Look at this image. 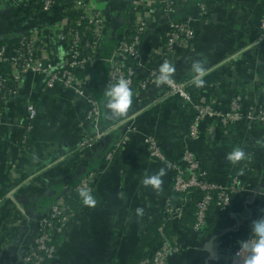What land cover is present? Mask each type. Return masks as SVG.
Instances as JSON below:
<instances>
[{
	"label": "crops",
	"instance_id": "0c3cea01",
	"mask_svg": "<svg viewBox=\"0 0 264 264\" xmlns=\"http://www.w3.org/2000/svg\"><path fill=\"white\" fill-rule=\"evenodd\" d=\"M94 1L107 27L96 59L78 74V80L99 102L101 125L106 129L118 123L105 107L108 70L112 64L132 65L114 53L121 37L135 19L148 23L141 47L143 65L137 73L140 82L162 64L161 48L171 21L196 18L200 0H175L170 17L164 14V0ZM8 3L0 0V39L11 35L17 40L43 31L55 64H61L67 49L57 35L70 29L73 20L54 12L32 15L20 25L19 19L13 21ZM263 7L264 0L207 1L206 14L196 23L195 40L176 49L172 76L188 84L196 102L228 111L232 100L240 98L243 113L264 112ZM49 30H54L53 38ZM197 60L208 70L202 87L190 83L191 64ZM157 78L145 90L132 88L133 104L126 123L93 147L80 149L94 132L86 101L60 85L48 89L40 76L22 77L19 93L6 105L0 125V264H21L38 223L57 199L71 194L89 175L93 176L94 203L85 204L83 197L72 206L75 216L56 240V258L47 264H129L139 254L144 237L172 195V170L150 157L145 138L157 139L168 161L178 162L193 115L184 100L162 99L165 86ZM28 102L36 106L38 116L24 146L18 126ZM190 147L213 181L225 184L238 178L241 192L225 214L226 224L216 231L196 232L174 223L172 242L179 252L168 264H234L238 241L250 238L252 221L264 215V129L255 123L225 125L220 118H210L201 123L199 137ZM235 148L243 149L246 156L233 164L226 157ZM109 153L113 154L110 160ZM161 169L165 175L158 190L142 183ZM152 250L145 248L144 253Z\"/></svg>",
	"mask_w": 264,
	"mask_h": 264
},
{
	"label": "built area",
	"instance_id": "2783aa9c",
	"mask_svg": "<svg viewBox=\"0 0 264 264\" xmlns=\"http://www.w3.org/2000/svg\"><path fill=\"white\" fill-rule=\"evenodd\" d=\"M16 1V0H10ZM175 0H164L163 10L168 17L175 13ZM207 1L200 0L198 16L173 20L166 32L162 44L161 55L163 62L176 65V49L183 43H190L196 38V23L200 22L207 11ZM16 18L28 19L32 15H50L57 12L61 17L71 18L72 25L67 31L58 36L61 43L66 45L67 56L61 64L56 65L54 54L49 43L44 40L43 31L26 33L17 41L10 40L0 44V125L4 121L6 105L19 93L21 79L26 74L37 75L45 79L48 89L60 85L66 90L75 92L86 101L88 119L93 127V134L80 144V149L91 148L96 142L117 130L119 126L112 125L104 129L101 125V107L95 97L87 93L78 80V74L87 69L97 56L99 41L107 27L103 11L95 6L94 0H22L15 2ZM260 27L264 34V7L260 19ZM148 31V23L140 18L134 20L129 31L121 37L114 53L131 60L132 65H111L108 70L107 81L116 83L119 79H126L129 87L136 86L145 90L152 79L158 77V71L152 72L144 81H137L138 69L143 65L142 43ZM88 35L93 37H89ZM50 38L54 37V30H49ZM1 41V40H0ZM162 99L178 97L184 100L193 111V119L189 124V131L183 140L178 162H169L163 153L157 139L152 136L145 138L150 157L161 163H167L172 170L173 197L168 198L162 215L165 220L175 222L183 218L185 208L190 198L200 194L197 203L196 223L193 230L198 232L207 223V215L214 197H218L220 211L227 212L234 197L241 192L238 178L228 184L213 181L208 172L202 167L195 153L189 148L190 143L199 137V128L203 121L210 118H220L225 125H235L242 122L255 123L264 127V112L253 111L245 114L240 108V98L230 103L228 111H221L211 105L196 102L188 91V84L177 82L172 77V83L164 84ZM38 116L36 106L26 103L25 113L19 123V134L22 145L29 143ZM113 154L109 153L110 160ZM76 189L78 191L93 190V176L84 177ZM75 216V211L64 198L56 201L50 208L47 217L38 223L37 235L27 247L21 264H46L56 258V240L64 235ZM160 239L155 249L140 264H168L170 259L179 252V247L173 245L167 237L164 225L159 227ZM236 253V252H235ZM232 260L234 261V256Z\"/></svg>",
	"mask_w": 264,
	"mask_h": 264
},
{
	"label": "clouds",
	"instance_id": "9594fccd",
	"mask_svg": "<svg viewBox=\"0 0 264 264\" xmlns=\"http://www.w3.org/2000/svg\"><path fill=\"white\" fill-rule=\"evenodd\" d=\"M175 66L170 62H164L158 69L157 82L159 84L172 83V76L175 73ZM191 73L193 79L190 81L196 87H202L205 83L204 77L208 74L202 61H194L191 64ZM105 107L109 117L118 121L119 124L126 123L130 119L129 111L133 104L134 93L129 87L126 79H119L116 83L108 84L103 92ZM246 153L241 148H235L227 154L226 159L230 163H237L244 159ZM165 175L164 169L156 175L144 178L142 183L145 186H151L159 189L162 179ZM85 204H92L94 200L90 191L82 192ZM234 264H264V215L252 221L250 229V238L238 241V249L234 256Z\"/></svg>",
	"mask_w": 264,
	"mask_h": 264
},
{
	"label": "trees",
	"instance_id": "16d2710c",
	"mask_svg": "<svg viewBox=\"0 0 264 264\" xmlns=\"http://www.w3.org/2000/svg\"><path fill=\"white\" fill-rule=\"evenodd\" d=\"M6 1H9V3H8L9 8L11 10H13L12 11V19L14 21V18L16 19V15H17L16 14L17 8L15 7V2L21 3L22 0H16L15 2L14 1H10V0H6ZM2 13H3V11H2ZM28 20H29V18L28 19H23V20H20L19 23L21 25L23 23H26ZM89 37H93V35L92 36L88 35V38ZM8 40H10L12 42L17 41V40H13V36L9 35V36H6L5 39L1 40L0 44L2 42L8 41ZM137 77H138V75H137ZM146 78H147V76H146ZM146 78L142 79L141 81L146 80ZM136 87L139 88V86H136ZM139 89H141V88H139ZM192 114H193V111H192ZM193 116H194V114L192 115V119H193ZM263 129H264V127H263ZM208 175H210V174L208 173ZM233 178H235V177L230 178L228 180V182H226L225 184L230 183L233 180ZM217 183H220V182H217ZM171 186H172V180H171ZM82 192L83 191H78L77 189H75V190H73L71 192V194H64V196L62 198H64L66 200V202L70 206H75L81 200V198H83V196L81 195ZM171 193H172V195L170 196V198H172L174 196L172 190H171ZM91 195H92V192H91ZM200 198H201L200 194H195V195H193L190 198V201L186 205L184 216L179 221H175V222L167 221V220L164 219L163 215H161V217L157 221V223L149 230L148 234H146V236L144 237L139 254H136V256L132 257L129 260V264H140L149 254V252H145L144 253V249L145 248L155 249V247L157 245V242L160 239V235H159V227L160 226L164 225L165 233H166L167 237L171 240V242H172V237L174 235V230H173V224L174 223H178L179 222L180 224H183V225L187 226L188 228L193 229V226L196 223L197 203H198ZM56 201H58V199ZM217 203H218V197L216 195L214 197V200L211 203L210 208H209V212H208V215H207V223H206L205 227H203L198 232L211 233L213 231H216L217 229H220V228L224 227V225L226 224V218H225V216H226L225 214L226 213L220 211ZM215 216H216V218H215V220H213L212 218L215 217ZM172 244L175 245L173 242H172Z\"/></svg>",
	"mask_w": 264,
	"mask_h": 264
},
{
	"label": "rangeland",
	"instance_id": "374dc122",
	"mask_svg": "<svg viewBox=\"0 0 264 264\" xmlns=\"http://www.w3.org/2000/svg\"><path fill=\"white\" fill-rule=\"evenodd\" d=\"M188 131H189V129H188ZM187 134H188V133H187ZM186 136H187V135H186ZM189 148L191 149L190 145H189ZM184 149H185V147H182V148H181V151H183ZM180 157H181V156H179V158H178L179 160H180ZM200 164H201V163H200Z\"/></svg>",
	"mask_w": 264,
	"mask_h": 264
}]
</instances>
